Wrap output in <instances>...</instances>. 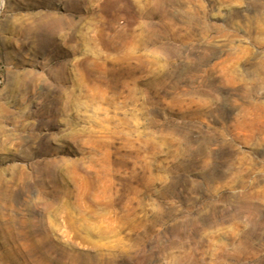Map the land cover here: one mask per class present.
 I'll use <instances>...</instances> for the list:
<instances>
[{"label":"rangeland","instance_id":"374dc122","mask_svg":"<svg viewBox=\"0 0 264 264\" xmlns=\"http://www.w3.org/2000/svg\"><path fill=\"white\" fill-rule=\"evenodd\" d=\"M0 264H264V0H0Z\"/></svg>","mask_w":264,"mask_h":264}]
</instances>
